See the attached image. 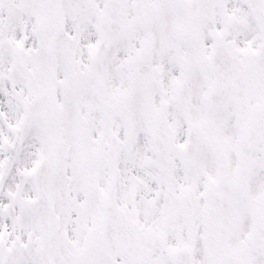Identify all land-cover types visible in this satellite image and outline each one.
<instances>
[{
    "label": "snow or ice",
    "instance_id": "1",
    "mask_svg": "<svg viewBox=\"0 0 264 264\" xmlns=\"http://www.w3.org/2000/svg\"><path fill=\"white\" fill-rule=\"evenodd\" d=\"M0 264H264V0H0Z\"/></svg>",
    "mask_w": 264,
    "mask_h": 264
}]
</instances>
